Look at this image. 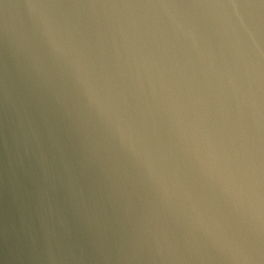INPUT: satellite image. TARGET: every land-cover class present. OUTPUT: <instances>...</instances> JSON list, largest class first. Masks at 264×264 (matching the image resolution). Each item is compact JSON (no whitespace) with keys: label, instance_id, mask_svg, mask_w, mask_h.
Here are the masks:
<instances>
[{"label":"water","instance_id":"1","mask_svg":"<svg viewBox=\"0 0 264 264\" xmlns=\"http://www.w3.org/2000/svg\"><path fill=\"white\" fill-rule=\"evenodd\" d=\"M0 264H264V0H0Z\"/></svg>","mask_w":264,"mask_h":264}]
</instances>
